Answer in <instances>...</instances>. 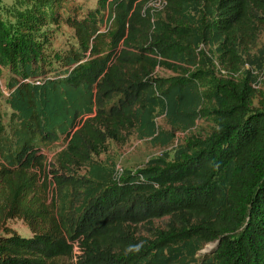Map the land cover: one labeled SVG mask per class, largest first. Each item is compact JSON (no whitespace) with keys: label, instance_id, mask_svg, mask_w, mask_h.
I'll return each instance as SVG.
<instances>
[{"label":"trees","instance_id":"obj_1","mask_svg":"<svg viewBox=\"0 0 264 264\" xmlns=\"http://www.w3.org/2000/svg\"><path fill=\"white\" fill-rule=\"evenodd\" d=\"M59 7L0 0V216L33 233H0V264H264V0ZM62 21L73 34L57 46ZM200 118L211 131L172 159L119 173L100 158L135 132L168 147ZM61 140L50 171L44 150Z\"/></svg>","mask_w":264,"mask_h":264},{"label":"rangeland","instance_id":"obj_2","mask_svg":"<svg viewBox=\"0 0 264 264\" xmlns=\"http://www.w3.org/2000/svg\"><path fill=\"white\" fill-rule=\"evenodd\" d=\"M13 0H7V2H12ZM82 5L84 9L95 7L98 5V0H60V12L62 15H67L70 11V9L75 5ZM159 5V4H158ZM53 32L56 34V45L62 46L64 41L67 40L69 36L72 37L73 31L72 29L67 26L63 21L60 22L58 25H53ZM264 46V30L261 32V35L259 37V40L257 42V46L252 49V53H256L257 49ZM203 47V46H202ZM208 51V47H204ZM209 53L214 57V53L209 50ZM215 62V76L217 77H226L229 75V69L225 68L218 59H213ZM208 67V63H205ZM249 67V66H247ZM6 73V72H4ZM261 76L259 79V83L256 86V89L258 90L257 95L254 98V105L257 108L264 107V68L262 71H260ZM156 74L161 77H172L174 73L166 68L159 67L157 68ZM211 77H208L207 79L203 80V85L206 87L210 83ZM2 89L4 86V77L1 76L0 78ZM6 91L4 90V93ZM6 95V94H5ZM0 106L2 111H4L6 108L4 97L0 94ZM157 124L160 128L173 130V128L168 124L165 115L157 114L156 118ZM212 129V122H210L207 119L200 118L197 121V125L195 128H193L191 131H182V130H175V140L174 142L168 146H162L158 143H156L152 138L146 137L142 138L138 136V133H134L130 136L129 140L126 143H116L111 142L110 150L107 154H103L100 156L102 160H106L109 163L113 162L116 163V169L120 172L125 167L137 169L144 167L148 161H150L154 157L159 156H165L166 153H169V159H172L173 155V148L177 146L179 142H181L183 139H185L189 133L192 132H198L207 134ZM174 131V130H173ZM65 146L64 141H60L59 143L55 144L54 146L50 148H46L44 150V153L47 156V160L49 161V170L51 171L52 168H54V163L52 164V161L56 155V153L61 150ZM81 172H84L82 170ZM52 191V190H51ZM168 217H164V219L156 220L155 225L164 227L166 223L168 222ZM7 228L14 229L17 233L21 235L31 236L33 235L31 229L29 226L24 222L21 218H10L7 220L3 219V215L0 216V233L5 234ZM140 230L143 231L144 235L148 234V230L143 227L142 225L139 226ZM213 244H208L206 247L201 251V253H205L207 250H209Z\"/></svg>","mask_w":264,"mask_h":264}]
</instances>
